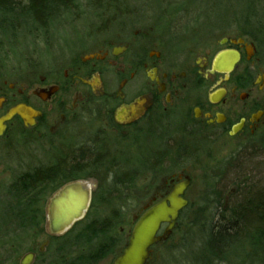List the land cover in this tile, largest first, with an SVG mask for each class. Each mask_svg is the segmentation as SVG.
Instances as JSON below:
<instances>
[{
    "label": "flooded vegetation",
    "instance_id": "flooded-vegetation-1",
    "mask_svg": "<svg viewBox=\"0 0 264 264\" xmlns=\"http://www.w3.org/2000/svg\"><path fill=\"white\" fill-rule=\"evenodd\" d=\"M237 23L234 36L221 37L193 58L174 48L172 39H160L153 27L122 26L118 41L70 51L51 65L0 67V141L11 133L24 146L49 150L50 163L42 167L65 166L62 153L73 140L85 141L92 155H104L112 137L132 140V145H124L118 162L107 167H188L198 153L214 167H234L235 151L264 140V27L244 19ZM219 54H231L233 61L216 71ZM17 108L19 114L2 122ZM237 140L240 146L234 148ZM144 141L150 148L146 162ZM88 166L100 164L92 158ZM184 177L190 179L185 172L170 174L163 192H155L145 205L164 199ZM71 182L46 203V239L38 254L64 236L49 235L48 205ZM30 253L34 264L37 254Z\"/></svg>",
    "mask_w": 264,
    "mask_h": 264
},
{
    "label": "rangeland",
    "instance_id": "rangeland-1",
    "mask_svg": "<svg viewBox=\"0 0 264 264\" xmlns=\"http://www.w3.org/2000/svg\"><path fill=\"white\" fill-rule=\"evenodd\" d=\"M27 1L14 0L19 5H26ZM108 1L103 0L102 5L95 6L89 5V0H82L74 14L62 22L57 20L52 23L53 28L45 34H30V29L26 32L18 29L12 33L9 24L4 21L5 17L0 14V67L8 71L27 62L32 65L37 63L40 67L41 63L51 65L70 51L85 52L104 41H118L120 29L124 30L126 26L153 27L160 39L167 42L172 39V46L183 49L182 53L191 58L221 37L234 36L238 20L244 19L251 21L252 25L264 27V0H118L120 5L114 8L107 6ZM10 4L14 5L12 2ZM127 20L131 24L127 25ZM182 39L184 43H181ZM35 71L39 73V70ZM171 122L173 127L177 125V122ZM83 135L86 140L88 134ZM111 139L110 145L104 146V155H92L84 147L85 141L78 144L74 140L67 142L62 153L64 169L82 164L81 180L92 184L90 208L82 225L71 235L83 228L92 231L94 223L109 222L113 226L111 238L116 240L111 251L96 262L86 261V257H91L96 250V240L91 233L89 244L78 246L67 238H57L52 240L44 253L38 254V248L46 239L45 232L35 235L27 228L26 237L15 247L0 243V264H18L24 254L31 250L37 254L34 264H112L128 241L133 216L146 206L155 192H163L164 179L172 173L182 172L191 179L186 193L189 207L182 213L166 241L154 246L149 264H257L255 259L264 263V240L252 247L242 241L243 245H236L235 242L240 239L237 236L226 241L228 249L222 255H212L206 250L209 228H216L224 221L223 218H229L231 210L244 203L246 191L264 190V146L254 144L249 148L240 147L239 151L234 152V167H214L198 152L188 167H107L115 159L118 162L124 145H132V140ZM148 146L144 141L141 154L145 162L150 153ZM237 146H240V140L234 142V148ZM130 148L133 151L136 147ZM126 153L129 155L128 151ZM50 156L49 150L24 146L11 133L0 141V203L8 202H4L7 208L0 206V213L2 209L7 214L8 211L12 212L14 200L6 197L9 186L31 169L47 166ZM133 156L139 158L137 154ZM92 158L100 166L89 167L88 162ZM181 158L177 156L176 163H180ZM134 169L137 176L122 180V176ZM73 175L80 176L78 171ZM70 180L61 175L52 185L59 188ZM125 181L132 182L130 187ZM53 193L50 190L45 196L41 208L43 212ZM218 201L221 206L217 204ZM5 227L10 230L15 229L16 225L11 222ZM8 229L0 232L5 233ZM42 229L45 231V224ZM218 256L225 258L223 262L219 261Z\"/></svg>",
    "mask_w": 264,
    "mask_h": 264
},
{
    "label": "trees",
    "instance_id": "trees-1",
    "mask_svg": "<svg viewBox=\"0 0 264 264\" xmlns=\"http://www.w3.org/2000/svg\"><path fill=\"white\" fill-rule=\"evenodd\" d=\"M102 1L89 0V5H102ZM11 2L14 5H11ZM81 2L82 0H28L26 5H19L14 0H0V14L5 17L4 21L9 24L12 33L17 32L18 29H23L25 32L30 29V34H45L46 31L53 28L52 23L57 20L62 22L74 14L75 9L80 8ZM115 5H120V2L118 0L108 1L107 6L114 8ZM260 144L264 146V140ZM64 167H62L63 169H58L57 167L34 168V170H30L18 177L11 184L12 186H9L6 191V197H12L14 204L11 208L12 212L8 211V214L2 209L0 213V231H3V229L7 230L8 228L5 226H9L11 222L18 229H8L5 233L0 232V243L15 247L17 242L22 241L26 237L25 231L27 228L32 230L35 235L44 232L42 226L45 222V216L41 210L42 204H44L45 196L50 193V190L54 192L58 189L53 187L52 182L61 175L68 179L70 178V181L83 178L81 176L82 164L75 165L71 169H64ZM151 168L154 169L155 167ZM77 171L80 176L74 177L73 173ZM136 174L137 170L134 169L132 172H127L126 176H122V180H125V178L131 180L130 176H135ZM125 183L129 187L132 184L131 181H125ZM245 195L244 203L239 205L238 208L231 210L229 218H223L224 221L218 227L214 228L212 226L209 228V238L206 240L207 253L212 255L224 254L229 245L225 244L226 241L237 236L240 239L235 242L236 245H243L242 241L252 247L260 245L261 240H264V190H248ZM4 202L2 201L0 206H6L7 208ZM217 204L221 206L220 201ZM82 221L76 223L61 238H67L79 246L91 243L93 236V239L96 240V250L91 257L89 255L86 257V261L96 262L105 257L115 245V238H111L113 236L111 234L113 226L109 222L94 223L92 231L89 232L83 228V230L80 229L79 232H76L75 235H71L79 225H82ZM16 232L18 233L16 234ZM91 233L92 236L90 235ZM217 258L221 262L225 259L223 256H218ZM255 260L257 264V261L261 262L258 259ZM262 262L261 264H264Z\"/></svg>",
    "mask_w": 264,
    "mask_h": 264
},
{
    "label": "water",
    "instance_id": "water-1",
    "mask_svg": "<svg viewBox=\"0 0 264 264\" xmlns=\"http://www.w3.org/2000/svg\"><path fill=\"white\" fill-rule=\"evenodd\" d=\"M231 54H219L213 62L214 70H220L225 64H231ZM14 109L2 120L8 121L13 115L19 114ZM236 128L233 129V132ZM190 186V179L178 181L172 191L155 204H147L139 215L133 217V226L128 241L121 253L114 258L112 264H146L150 258L151 248L165 241L174 228L180 213L188 206L183 198ZM91 185L84 181H74L61 188L51 198L48 205V233L61 236L76 223L81 221L91 202ZM166 225L162 234V226ZM33 254L24 255L19 264H32Z\"/></svg>",
    "mask_w": 264,
    "mask_h": 264
}]
</instances>
